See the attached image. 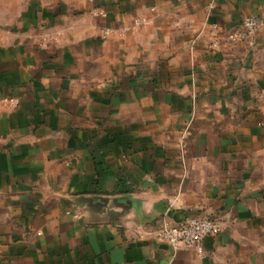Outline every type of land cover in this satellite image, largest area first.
<instances>
[{
  "label": "crops",
  "instance_id": "crops-1",
  "mask_svg": "<svg viewBox=\"0 0 264 264\" xmlns=\"http://www.w3.org/2000/svg\"><path fill=\"white\" fill-rule=\"evenodd\" d=\"M210 2L0 0V264H264V0Z\"/></svg>",
  "mask_w": 264,
  "mask_h": 264
},
{
  "label": "built area",
  "instance_id": "built-area-1",
  "mask_svg": "<svg viewBox=\"0 0 264 264\" xmlns=\"http://www.w3.org/2000/svg\"><path fill=\"white\" fill-rule=\"evenodd\" d=\"M214 6L215 0H211L209 3V10L211 11ZM91 11L94 15H105L103 9L95 8ZM147 23V18L135 16L132 18L131 22L124 26L102 28V35L103 37L112 35L120 36L127 30H135L147 25ZM263 25L264 19L261 16L248 14L242 18L240 28L231 31L227 38L232 42L250 40ZM61 35V32L57 30L52 36H42L38 45L41 48H48L50 44L57 43ZM217 44V39H213L210 46L214 48ZM2 100L9 106H15L18 103L16 97H5ZM221 230L222 226L220 222L213 217L188 216L175 222H170L166 218H163L158 225L156 236L172 249L184 246L186 248H193L198 253H202L204 239L210 236H216Z\"/></svg>",
  "mask_w": 264,
  "mask_h": 264
},
{
  "label": "rangeland",
  "instance_id": "rangeland-1",
  "mask_svg": "<svg viewBox=\"0 0 264 264\" xmlns=\"http://www.w3.org/2000/svg\"><path fill=\"white\" fill-rule=\"evenodd\" d=\"M148 24V23H147ZM146 26V25H145ZM247 41V40H246ZM240 42V41H239Z\"/></svg>",
  "mask_w": 264,
  "mask_h": 264
}]
</instances>
